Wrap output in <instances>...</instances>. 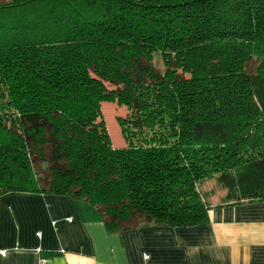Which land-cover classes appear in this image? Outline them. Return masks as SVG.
Masks as SVG:
<instances>
[{
  "label": "trees",
  "instance_id": "trees-1",
  "mask_svg": "<svg viewBox=\"0 0 264 264\" xmlns=\"http://www.w3.org/2000/svg\"><path fill=\"white\" fill-rule=\"evenodd\" d=\"M102 103L130 111L125 147ZM210 181L225 191L216 205L200 191ZM9 193L83 201L109 233L198 227L214 207L264 201V0L0 1Z\"/></svg>",
  "mask_w": 264,
  "mask_h": 264
},
{
  "label": "crops",
  "instance_id": "crops-1",
  "mask_svg": "<svg viewBox=\"0 0 264 264\" xmlns=\"http://www.w3.org/2000/svg\"><path fill=\"white\" fill-rule=\"evenodd\" d=\"M0 264H264V201L214 207L192 228L109 233L69 197H0Z\"/></svg>",
  "mask_w": 264,
  "mask_h": 264
},
{
  "label": "rangeland",
  "instance_id": "rangeland-1",
  "mask_svg": "<svg viewBox=\"0 0 264 264\" xmlns=\"http://www.w3.org/2000/svg\"><path fill=\"white\" fill-rule=\"evenodd\" d=\"M1 2H7L8 0H0ZM154 67L158 69V71L163 70V65L159 58H154L153 61ZM101 113L102 118L106 124L108 134L111 138V142L114 148L125 147V143L120 134V128L117 124V119H125L130 115V111L125 107H120L116 103H102L101 104ZM49 152V151H47ZM36 170L39 173H44L39 170L38 164L35 166ZM42 169L45 170V165L41 166ZM201 192H209V202L213 205L219 204L221 199L225 196V191L219 190L215 187L214 182H207L202 188H200Z\"/></svg>",
  "mask_w": 264,
  "mask_h": 264
},
{
  "label": "built area",
  "instance_id": "built-area-1",
  "mask_svg": "<svg viewBox=\"0 0 264 264\" xmlns=\"http://www.w3.org/2000/svg\"><path fill=\"white\" fill-rule=\"evenodd\" d=\"M0 255H4V252L2 251V252H0Z\"/></svg>",
  "mask_w": 264,
  "mask_h": 264
}]
</instances>
